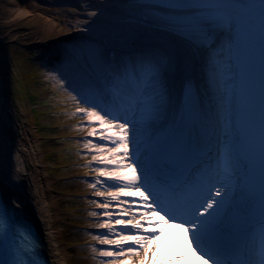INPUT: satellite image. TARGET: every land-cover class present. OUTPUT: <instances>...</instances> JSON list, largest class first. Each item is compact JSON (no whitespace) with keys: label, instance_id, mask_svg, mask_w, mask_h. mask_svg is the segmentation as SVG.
Instances as JSON below:
<instances>
[{"label":"snow or ice","instance_id":"obj_1","mask_svg":"<svg viewBox=\"0 0 264 264\" xmlns=\"http://www.w3.org/2000/svg\"><path fill=\"white\" fill-rule=\"evenodd\" d=\"M81 14L85 36L49 78L82 118L99 257L149 264L163 223L186 228L204 264H264V0H104ZM42 247L0 190V264H47Z\"/></svg>","mask_w":264,"mask_h":264},{"label":"bare ground","instance_id":"obj_2","mask_svg":"<svg viewBox=\"0 0 264 264\" xmlns=\"http://www.w3.org/2000/svg\"><path fill=\"white\" fill-rule=\"evenodd\" d=\"M103 2L0 0V20H5L12 31L4 39L16 38L22 42L37 40L38 44L59 42L60 45L65 41L78 42L85 36L79 30L84 22L82 9L88 4ZM52 49L50 46L41 52L49 56ZM49 57V62L55 64L57 56ZM5 107L6 96L0 92V170L5 178L0 189L3 194L16 213L25 214L26 219L37 227L44 242L43 249L52 264H105L99 257V250L104 246L89 240L88 235L77 227L67 226L65 212L59 207L60 200L51 190V187L56 190V186L47 175L48 169L40 157L43 150L30 137L20 136L19 132L23 129L17 126ZM81 135L84 137L85 133L81 131ZM61 185L80 187L74 180ZM78 191L74 190V193L79 194ZM91 201L88 200L84 208H78L70 218L96 229L94 225L98 221L90 213L99 210ZM157 226L162 231L158 240L149 246V264H204L190 246L186 228L163 223ZM92 246L98 249L96 253L92 252Z\"/></svg>","mask_w":264,"mask_h":264},{"label":"rangeland","instance_id":"obj_3","mask_svg":"<svg viewBox=\"0 0 264 264\" xmlns=\"http://www.w3.org/2000/svg\"><path fill=\"white\" fill-rule=\"evenodd\" d=\"M11 32L5 20H0V92L6 96L5 109L23 129L20 136L30 137L43 150L40 157L56 186V190L52 187L51 190L60 200L59 207L65 212L67 226L84 231L90 240L100 230L70 218L78 208H84L88 200L96 199L94 190L89 187L94 174H88L89 169L85 167L88 153L78 143L84 139L81 131L76 130L82 127V118L73 115L74 102L68 93L49 78L54 65L49 62V56L56 57L77 42L65 41L60 45L59 42L38 44L37 40L4 39ZM50 46L53 49L45 56L41 51ZM70 180L80 187L61 185ZM74 190H79V194Z\"/></svg>","mask_w":264,"mask_h":264}]
</instances>
